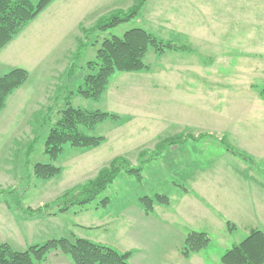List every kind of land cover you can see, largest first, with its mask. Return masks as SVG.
Returning a JSON list of instances; mask_svg holds the SVG:
<instances>
[{"label":"rangeland","instance_id":"374dc122","mask_svg":"<svg viewBox=\"0 0 264 264\" xmlns=\"http://www.w3.org/2000/svg\"><path fill=\"white\" fill-rule=\"evenodd\" d=\"M137 2L55 0L0 52V76L16 68L29 72L0 115V244L26 251L49 240L82 238L132 252L130 264H222L223 255L252 231L264 232V180L222 184L202 194L190 189L199 172L212 178L242 165L253 169L226 147L263 140L264 0H146L130 21L97 31L98 24L129 14ZM137 28L190 50L159 56L151 48L145 59L150 70L116 73L101 100L71 96L75 108L122 118L85 131L105 137L99 148L67 145L52 162L45 154L46 139L69 93L83 85L87 64L97 59L104 40ZM180 135L203 136L145 162L141 179L122 171L84 209L73 207L55 220L28 212L45 205L55 212L58 201L113 160L138 167L158 144ZM255 161L264 168V161ZM38 163L53 164L62 173L38 179ZM157 195L168 197L170 205L155 203L147 215L140 199ZM87 222H94L91 228ZM228 222L236 229L230 231ZM192 232L206 233L210 244L186 259L182 248Z\"/></svg>","mask_w":264,"mask_h":264},{"label":"trees","instance_id":"16d2710c","mask_svg":"<svg viewBox=\"0 0 264 264\" xmlns=\"http://www.w3.org/2000/svg\"><path fill=\"white\" fill-rule=\"evenodd\" d=\"M55 0H0V52L10 44L22 31L33 22ZM146 0H138L135 8L127 15H113L97 25V31L106 32L119 25L130 21L138 15ZM153 48L157 55H163L167 51H188L189 48L174 45L157 38L152 33L143 29H132L123 37H112L102 42L97 51V59L87 64L89 74L85 77L83 85L75 92L69 93L65 109L61 112V118L51 129L45 143V154L52 162H56L64 153L68 145L72 148L89 149L99 148L105 137L87 134L85 131H94L100 124L108 120L119 121L121 116L102 111H87L75 108L71 103V96L80 95L85 99L99 101L106 93L111 78L116 73H137L149 71L150 66L145 63L149 50ZM81 56V53H80ZM79 56V57H80ZM78 57V56H77ZM80 59V58H79ZM76 67L73 64L68 71L71 77ZM29 79V72L22 68H16L0 76V115L6 108L8 99L21 89ZM264 100V85L260 90ZM196 140V137L180 135L166 139L158 144L151 156L143 161L140 166H131L126 159L113 160L110 167L105 168L92 180L86 182L71 191L61 202H57V210L50 211V207H44L33 211L32 215L41 214L57 216L67 212L73 207L84 209L91 205L107 188L115 181L122 171L141 179L143 164L157 159L168 147L175 148ZM221 142L224 143L222 140ZM227 151L239 159L256 165V161L250 155L227 146ZM264 173V170L261 169ZM62 173V169L53 164L38 163L34 167L35 177L41 180H52ZM146 214L154 211L155 203L170 205L168 197L157 195L154 199L143 197L140 199ZM108 200H103L106 206ZM228 229L233 231L235 225L227 223ZM210 244L206 233H190L184 240L182 255L188 259L192 254L199 253ZM53 251H60L68 256L74 264H130L132 252H119L118 250L90 242L82 238L73 240L61 238L49 240L42 246H32L26 251H17L7 243L0 244V264H38L46 261ZM222 264H264V232L252 231L240 244L233 246L221 259Z\"/></svg>","mask_w":264,"mask_h":264},{"label":"crops","instance_id":"0c3cea01","mask_svg":"<svg viewBox=\"0 0 264 264\" xmlns=\"http://www.w3.org/2000/svg\"><path fill=\"white\" fill-rule=\"evenodd\" d=\"M261 135H264V134H261ZM202 136L203 135L196 136L197 139L193 140V141H199ZM261 138H263V140L261 141V144L257 145V144H252V143H249L246 141V142H242L245 144H241L238 149H236L235 147H233V148H235L238 151H241L243 153L250 155L251 157H253L257 161H260V160L264 161V136H262ZM218 139L220 141H222V140L225 141V138H221L220 136L218 137ZM175 148H171L173 150L172 152H176L178 146ZM232 156L239 160L238 157H236L234 155H232ZM243 162L245 163V161H243ZM250 165L253 168L251 171L249 169L247 170L243 165L240 167V170L228 169L229 172L227 173V176H222V174L216 172L215 174H213L212 178L211 177L205 178V176H204L205 172H199V174H202V175H199L201 178H196L197 183H194L190 187V189L197 190L202 194V192H204L206 190V188L207 189H210V188L216 189V188H219L220 186H222V184H223V187H229V186L231 187L233 185H237V183L242 182V184H243V182H245L246 179H248L250 181L257 180L258 183L260 182V184H262L264 182V181L262 182V180H264L263 179L264 173L261 172L260 170L261 169L264 170V168H259L260 166L258 165V163H256V165H252V164H250ZM257 168H259V170ZM245 171H246L245 174H249L248 176H246L244 174ZM256 174H257V177H256ZM229 175H233V177H229ZM258 180H261V181H258ZM183 191L187 194L189 193V189H187L185 187L183 188ZM237 202H238V204H241V202H239V201H237ZM154 210H155V208H154ZM41 217H43L42 219H44L46 217V215H42ZM56 217H58V215L54 217V220L56 219ZM93 223L94 222H87L88 227L91 228L92 226H90V225H92ZM76 227L77 226L72 225L73 230H74V228L76 229ZM85 227H87V226H85ZM73 235H75V234H73ZM74 237H77V236L75 235ZM38 264H74V263L72 262V260L68 256L61 253L60 251H53L48 255L46 261H44L42 263H38Z\"/></svg>","mask_w":264,"mask_h":264}]
</instances>
